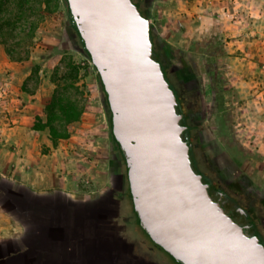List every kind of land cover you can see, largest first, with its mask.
Masks as SVG:
<instances>
[{
	"label": "rangeland",
	"instance_id": "1",
	"mask_svg": "<svg viewBox=\"0 0 264 264\" xmlns=\"http://www.w3.org/2000/svg\"><path fill=\"white\" fill-rule=\"evenodd\" d=\"M190 1L144 0L142 7L151 21L164 64L184 77L179 80L176 74L187 107L191 108V118L198 126L197 142L208 169L224 193L240 197L244 206L237 207L255 209L264 224L263 138L258 140V123L251 118L250 103L243 92L254 89L258 81L264 83L263 56L252 52L249 42L255 35L264 42V9L258 11L255 24L249 6L247 11L240 9L247 19L241 25L223 24L209 17L198 20V29H202L205 19L212 25L207 48L193 41L188 28L192 22ZM201 1L197 0L196 5ZM195 9L203 15L202 9ZM262 47L264 55V43ZM193 63L199 75L195 82L190 73ZM72 67L79 76L69 82L74 81L79 89L78 101L84 112L80 121L68 126L70 137L54 147L49 128H40L47 122L46 107L55 91L64 87L58 81ZM193 85L194 92H190ZM75 87L70 86L68 91L73 98L77 95ZM27 103L30 105L26 108ZM22 110L28 111L29 120L20 114ZM22 121L27 123L24 125L30 136L17 139L13 130L22 126ZM186 131L183 137L187 140ZM33 140L42 143L38 153H56L57 167L67 160L70 178L81 181L88 191L113 188L117 174L125 173L117 165L119 155L97 71L74 42L63 0H0V189L6 185L3 169L11 166L13 158L21 157L24 143ZM48 141L51 148L45 144ZM250 231L247 233L255 236ZM154 253L135 251L147 264H166Z\"/></svg>",
	"mask_w": 264,
	"mask_h": 264
},
{
	"label": "water",
	"instance_id": "2",
	"mask_svg": "<svg viewBox=\"0 0 264 264\" xmlns=\"http://www.w3.org/2000/svg\"><path fill=\"white\" fill-rule=\"evenodd\" d=\"M109 99L133 208L181 264H264V245L212 198L192 165L176 92L153 58L151 21L133 0H67Z\"/></svg>",
	"mask_w": 264,
	"mask_h": 264
},
{
	"label": "crops",
	"instance_id": "3",
	"mask_svg": "<svg viewBox=\"0 0 264 264\" xmlns=\"http://www.w3.org/2000/svg\"><path fill=\"white\" fill-rule=\"evenodd\" d=\"M190 2L192 22H189L188 28L192 39L209 48L212 25L208 23L209 19H205L202 29L196 28L197 0ZM237 4L243 11H247L249 6L254 24L258 11L264 9V0H238ZM260 29L258 27L257 30ZM250 40L252 52L254 50L258 57L263 56L261 62L264 60V42L257 35ZM193 64L190 73L196 79L199 75L197 66ZM258 82L253 85L254 89L252 87L243 92L250 103L251 118L258 123V140L263 138L262 150L264 100L259 97V91L264 90V83ZM29 105L27 103L25 107ZM20 114L26 120L30 119L27 110H22ZM24 124L27 125L22 121V126L18 125L13 130L17 139L30 136ZM45 144L51 148L49 141ZM39 146L42 143L36 140L27 141L21 157L13 158L15 161L11 166L3 169L5 174L2 177L6 178L3 180L6 185L0 189V264H129L130 261L147 264L144 258L135 254L138 249L147 251L145 243L139 240L136 229L132 231L128 224L130 214L127 206L116 209L111 193L113 188L88 191V187L80 184L81 181L70 178L71 169L67 160H62L57 167L54 162L56 153H38ZM149 251L152 252V249Z\"/></svg>",
	"mask_w": 264,
	"mask_h": 264
},
{
	"label": "trees",
	"instance_id": "4",
	"mask_svg": "<svg viewBox=\"0 0 264 264\" xmlns=\"http://www.w3.org/2000/svg\"><path fill=\"white\" fill-rule=\"evenodd\" d=\"M133 1L137 5V7L141 11V13L144 16L148 17L145 14L144 9L142 7L143 3H145L144 0H133ZM63 2L65 3L66 9H67L68 25H69V29L72 31V33L74 35V42L79 47L81 53L88 59L89 62H91L90 56L86 50V47H85L84 42L82 40V37H81L78 29L76 28L74 21L72 19V16L70 14L68 2H67V0H63ZM34 29H35V27H34ZM151 39H152V42L154 44L153 58H154V60H156L162 64L166 79L170 83L171 88L176 92L177 99H178V110L184 116V119L182 120V124L184 126H186L187 130H191V133H189V131H186L187 134L189 133L188 136L186 135V138L189 141V143L192 145V148L190 150V155H191L193 168L198 174L202 175L203 182L205 184L209 185L211 190L218 192L220 185H219V182H218L216 176L212 172H210V170L208 169V167L204 161V158L202 156L203 152L200 149L199 144L197 142L198 126L194 123V121L191 118V115H192L191 112L192 111H191V108L187 107V104L185 102L186 101L185 97H184L185 95H184L183 90L180 87L181 81H179L177 79V76L175 73L170 71L169 66L167 67L164 64L162 57H161V51L157 47L156 38H155V35L153 34L152 30H151ZM97 74H98V72H97ZM78 76H79L78 70H76L75 67H72L71 71L67 75H64L58 81V82L62 83V85L64 86V87H61V89H60L63 91H60L59 89L56 90L53 97H52L50 104H48V106L46 107L47 122L45 125H41L40 129L49 128L51 140H52L54 147L58 145V142L60 140H67L70 137V133L68 132V129H67L68 126L80 121L81 116L84 112L83 106H81L79 101H78L79 89L77 87H75V85H74V81H76L78 79ZM72 79L74 81L69 82ZM98 80H99V85H100L101 92H102V98H103L104 104L106 106L107 114H108L110 124H111L112 116H111V111L109 108V99H108V95L105 91V88L102 84L101 77L99 74H98ZM59 84H58V86H59ZM62 85H60V86H62ZM70 86L75 87L77 90V95L74 98L71 95H69V93H68ZM111 134H112V126H111ZM112 139L114 142L113 135H112ZM115 146H116V151L120 157V162L123 166V169H125L124 174H125L126 184L128 187L127 196H126L127 210L129 212V214L134 219V226H135L137 233L140 236L141 242L143 241L145 243L144 246L148 252H150L149 250L152 249L153 251L151 253L155 252L154 254L159 255L160 259L163 262H165L166 264H181V263H177L165 251H163L159 247H157L152 242L150 237L146 233H144V231L140 228L136 214H135V211H134V208H133L131 195H130L129 181H128V176H127V171H126L127 168H126L125 159H124V156H123L122 152L120 151L119 147L116 144H115ZM212 198L214 200L217 199L215 197H212ZM223 199L227 200V201L230 200V202H232L236 206H244L240 197L236 193L233 194L230 192V193L226 194V198L224 197ZM249 229L253 231V232H251L249 230L251 233H254L255 236H262V234L264 233V229L260 228V227H258V228L257 227H255V228L250 227ZM249 231L247 230L246 232H249Z\"/></svg>",
	"mask_w": 264,
	"mask_h": 264
},
{
	"label": "flooded vegetation",
	"instance_id": "5",
	"mask_svg": "<svg viewBox=\"0 0 264 264\" xmlns=\"http://www.w3.org/2000/svg\"><path fill=\"white\" fill-rule=\"evenodd\" d=\"M176 72V74L180 77L178 78L179 80H182L184 77L182 76V74H180L178 70L174 71ZM191 78L194 80L195 79V75L191 74ZM197 79H195L196 81ZM194 91V90H192ZM191 92V90H190ZM193 96L190 98L192 99ZM190 133V132H189ZM118 167L119 170H123V166L120 162V157L118 159ZM127 184H126V179H125V174L124 173H118L117 177L114 180V185H113V190H111V193L113 194V197L115 199V204H116V209L119 210L120 208L122 209V207H124L127 203H126V196H127ZM208 190L211 194L212 197H217L216 199L217 201H219L224 210L234 219L235 222H237L239 225H241L245 231H247L250 227H260L264 229V224L261 221V219H259V216H257V212L255 211V209L252 210H248L245 211L240 207H237L235 204L233 205L232 202H230V200H224L223 198H226V194L223 191L222 186H220L218 192L217 191H213L211 190L210 186L208 185ZM219 194V195H218ZM116 210V212H117ZM129 226L131 228V230H135V226L133 223V218L130 215V219H129ZM243 223H249V226H243ZM260 239V242L264 245V237L262 236H258ZM153 251V250H152ZM154 253V252H153Z\"/></svg>",
	"mask_w": 264,
	"mask_h": 264
},
{
	"label": "built area",
	"instance_id": "6",
	"mask_svg": "<svg viewBox=\"0 0 264 264\" xmlns=\"http://www.w3.org/2000/svg\"><path fill=\"white\" fill-rule=\"evenodd\" d=\"M238 0H229V2L224 0H202L196 5L197 9H202L203 15L200 12L197 13L196 18L202 20L203 18H213L223 24H238L245 23L246 18L243 17L242 11H240L237 4ZM202 7V8H201ZM264 69V65L262 66ZM259 96L261 100H264V90L260 89Z\"/></svg>",
	"mask_w": 264,
	"mask_h": 264
}]
</instances>
